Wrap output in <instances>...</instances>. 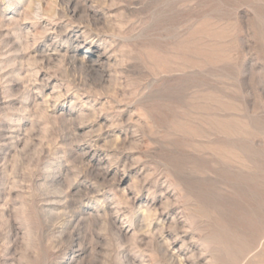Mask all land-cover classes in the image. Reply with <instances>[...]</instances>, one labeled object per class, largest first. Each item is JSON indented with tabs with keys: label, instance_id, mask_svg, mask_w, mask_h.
Instances as JSON below:
<instances>
[{
	"label": "rangeland",
	"instance_id": "374dc122",
	"mask_svg": "<svg viewBox=\"0 0 264 264\" xmlns=\"http://www.w3.org/2000/svg\"><path fill=\"white\" fill-rule=\"evenodd\" d=\"M0 264H264V0H0Z\"/></svg>",
	"mask_w": 264,
	"mask_h": 264
},
{
	"label": "bare ground",
	"instance_id": "6f19581e",
	"mask_svg": "<svg viewBox=\"0 0 264 264\" xmlns=\"http://www.w3.org/2000/svg\"><path fill=\"white\" fill-rule=\"evenodd\" d=\"M32 18H33V17H32ZM246 163H247V162H246ZM145 213L147 214V216L151 217V213H153V212H152V210H148V209H147V212H145ZM144 215H145V214H144ZM153 215H155V214H153ZM153 215H152V216H153ZM145 216H146V215H145ZM149 219H150V218H149ZM150 221H152V220H150ZM170 256H171V255H170ZM171 257H172V256H171ZM177 260H178V258H177ZM179 260H180V259H179ZM171 261H172V260H171ZM173 261H174V260H173ZM181 261H182V260H181ZM181 261H180V262H181Z\"/></svg>",
	"mask_w": 264,
	"mask_h": 264
}]
</instances>
